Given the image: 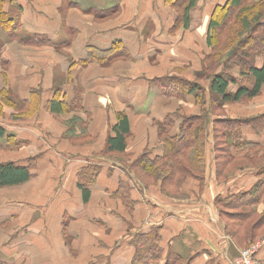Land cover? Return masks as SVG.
<instances>
[{
	"label": "crops",
	"instance_id": "obj_1",
	"mask_svg": "<svg viewBox=\"0 0 264 264\" xmlns=\"http://www.w3.org/2000/svg\"><path fill=\"white\" fill-rule=\"evenodd\" d=\"M168 1L0 0V163L33 166L29 181L0 188L1 264H137L136 243L151 233L163 259L169 250L185 264H231L239 255L215 202L251 189L259 170L222 182L213 130L202 182L186 178L175 196L160 180L144 184L127 166L139 156H162L160 134H180L183 117L199 115L193 93L170 96L163 83L177 64L201 68L214 10L227 2L196 0L188 27L182 20L176 27L182 13ZM232 86L236 92L242 85ZM261 93L252 102H263ZM54 99L59 113L50 109ZM77 100L95 136L83 145L65 138L61 122ZM120 113L129 120L127 147L109 152ZM234 137V157L264 147L257 124L238 125ZM85 167L96 170L92 182L82 181L88 201L79 179ZM258 256L264 263V247Z\"/></svg>",
	"mask_w": 264,
	"mask_h": 264
},
{
	"label": "trees",
	"instance_id": "obj_2",
	"mask_svg": "<svg viewBox=\"0 0 264 264\" xmlns=\"http://www.w3.org/2000/svg\"><path fill=\"white\" fill-rule=\"evenodd\" d=\"M174 4L177 0H174ZM227 0L223 5H218L215 12H219L225 8L227 13L223 15L221 21H217L212 17L208 37L207 45L214 50V35L213 32H218L222 30L223 26L228 22V17L231 15L232 9L238 8L237 13L233 12V19L237 21L240 26V31H256L263 29L264 13L259 11L261 8V0ZM184 5L182 9V21L184 27H188L189 23V11L192 7L196 5V0H183ZM251 3V5H249ZM215 30V31H214ZM262 30V31H263ZM234 54L233 51L227 53L228 57ZM242 58L239 62L241 64L242 73L253 80L251 87L241 86L239 90L231 94L229 92V87L231 84L237 83L238 79L231 74L216 73L212 79L211 91L213 94L220 96L224 103L230 101H239L245 96L253 98L258 96L264 89V63L261 67H257L255 64L250 63L248 58L253 56V48L244 49L242 52ZM212 53H207L205 60L213 58ZM218 59L213 58V62H218ZM220 63V61L218 62ZM217 65V64H216ZM211 66V65H209ZM208 66V67H209ZM185 86H188L185 87ZM198 85H192L188 81L180 80L179 83L175 79H167L163 83V89L167 93L177 94L181 92L184 95L185 92H194ZM186 88V89H185ZM178 92V93H179ZM50 109L52 112H61L62 105L55 99L50 103ZM199 117L191 118L188 122L186 129H182V132L177 135L168 136L172 141L179 144L167 145L166 150L162 156L156 157L154 160L147 158V154L144 155L143 159L144 165L140 166L146 173H152L153 175L162 174V188L166 189V184L171 182L170 186L173 185V181L176 182V175L185 174L186 176H192L202 179L205 173V153H204V136H205V125L203 123H198L193 128V122L195 120H200ZM185 124V121H183ZM182 123V124H183ZM181 124V125H182ZM164 130V129H162ZM161 130V131H162ZM114 136L109 137L107 142V151L109 152H124L127 147V139L130 134L129 120L126 114L120 113L118 116V122L113 126ZM164 132V131H163ZM162 134V133H161ZM6 131L0 125V138L5 137ZM244 143H248L243 141ZM230 157H234L231 150L226 153L224 157V164L228 165L230 163ZM149 159V160H148ZM223 164V165H224ZM33 166H22L14 162H4L0 163V188L17 186L29 181L32 177ZM96 170L93 168H83L79 172V178L84 179L85 182H92L96 176ZM259 180L254 184L251 189L238 194L218 197L216 199L217 204L222 205L227 208V217L230 218L232 223V228L229 230V235L233 237L237 244L241 247H249L252 243L256 242L261 238L264 233V214L260 217H255L256 214L251 211H235L241 206L245 205H256L264 199V168L259 171ZM83 177V178H82ZM85 177V178H84ZM174 182V183H175ZM178 182V181H177ZM178 183L182 184V181ZM179 184V185H180ZM80 187L83 190L84 201H88L90 197L89 189L80 182ZM226 224V228H227ZM141 241L136 243L137 254L135 256V262L137 264H185V261L179 257V255L168 251L165 259H163V250L158 244L159 236L157 233H151L149 235H144L140 238Z\"/></svg>",
	"mask_w": 264,
	"mask_h": 264
},
{
	"label": "rangeland",
	"instance_id": "obj_3",
	"mask_svg": "<svg viewBox=\"0 0 264 264\" xmlns=\"http://www.w3.org/2000/svg\"><path fill=\"white\" fill-rule=\"evenodd\" d=\"M250 0H248L249 2ZM253 1V0H252ZM262 1L261 11L264 13V0ZM246 2L245 0L243 1ZM172 8L175 9L176 12L182 13L183 5L185 2L183 0H177L176 4L171 5V0L168 1ZM251 5V3L249 4ZM227 9L225 8L223 10H220L219 12H215L212 17L216 19L217 21H221L223 18V15L227 13ZM239 7L235 8V10L232 9V13H237ZM231 13L230 17H228V22H226V25L223 26L222 30L218 32H213L214 37V50H212L211 47L208 46V54L212 53L213 58L215 57L218 59V62H213V58H210L208 60H205V57L207 53H204V59L202 62V66L200 69L194 70L191 69L188 66L181 67L180 64H177L179 67H175L172 69V71H169L168 75L165 76L169 79H175L178 83L180 80H185L191 83L193 86L198 85L197 89L192 92L195 96V100L197 103V106L200 109L198 116H185L183 117L185 124L183 123L181 125V129H186V126L188 122L191 121V118L193 117H199L200 120H195L193 123V128L195 129L196 125L198 123H203L205 125V136L204 141L205 145L208 142L207 133L209 134V131H212V134L214 136V143L215 147L213 151L216 153V161H217V167L219 169V174L223 177H220V180L223 182L228 179V177L235 176L237 173L246 171V170H261L264 168V147H259L254 150L247 151L245 155L238 156V157H230V163L228 165L224 164V157L226 156V153L231 150L232 145L235 136V131L237 129V126L242 123H251V124H257L261 129H264V95L262 96L263 99L260 104H255L252 102V98L250 97H243L239 101H231L229 103H224L222 98L216 94H213L212 91L209 90V84L212 83V79L214 78V75L216 73H222V74H231L233 75L238 74L240 78L238 79L237 83H240L242 86L246 85H252V79L247 77L242 73L241 64L239 63L241 61V52L244 49L247 48H253V56H250L248 58V61L253 64H261L264 62V30L260 28V30L256 31H240L241 26L240 24L233 19V14ZM16 14V12H14ZM13 14V15H14ZM180 20L182 18L178 19L177 26L181 23ZM263 22H264V16H263ZM263 30V31H262ZM229 51H233L234 54L232 56L227 55ZM217 64V65H216ZM211 65V66H209ZM209 66V67H208ZM188 77H192L191 80L187 79ZM188 88V86H185ZM186 89V88H185ZM179 92V91H178ZM177 94H172L176 97H184L181 92ZM229 92L231 94L235 93L233 91L232 84L229 87ZM182 93H186L182 92ZM191 93V92H189ZM262 94V93H260ZM259 94V95H260ZM172 96L171 94H168ZM257 101V100H256ZM80 102L77 100L71 105H66L65 110L69 112L67 115H62L64 118H61V122H63L66 126V133L65 138L74 139L77 142H81L80 144H86L91 143L95 139V136L90 134L89 128H90V119L88 117L82 118L80 115ZM248 113L247 118L241 116V117H232L234 114H244ZM84 114V113H83ZM211 114H214L215 116H218L217 120H213L211 117ZM212 127V128H211ZM164 133V132H163ZM161 141L166 143V145H173V144H179L177 142L172 141L167 133H164L163 135L160 134ZM235 147V146H234ZM204 153L206 154L207 151V145L204 146ZM102 154H106L105 148L101 150ZM145 154H143L144 156ZM125 156H120V159L124 162H127ZM143 158H140V156L134 160V163L131 165L128 164L130 170H132L135 175L143 182L144 184L151 183L156 184L158 180H162V174H158L155 176L152 173H145V176L147 179H144L143 174L140 173L141 167L143 165L142 163ZM224 164V165H223ZM206 166V165H205ZM191 177L186 176L185 174H178L176 175V182L173 181V185L170 186L171 182H168L169 184H166V189L164 190L167 194V196H175L177 195V187H179L181 184L178 183L179 181L185 182V179ZM230 177V178H231ZM197 178V177H196ZM81 179V178H79ZM201 180L200 178H197ZM85 183V180L81 179ZM178 181V182H177ZM175 182V183H174ZM202 182V180H201ZM180 184V185H179ZM162 187V183H161ZM264 198V197H263ZM217 212L221 219L228 224L227 225V233L229 234V230L232 228V223L230 218L227 217L225 213L227 211L226 207L222 205L217 204L215 202ZM235 211H253L256 216L260 217L264 214V199L256 205H245L241 206L238 210ZM252 212V213H253ZM264 237V233L262 234L261 238ZM67 243H68V237ZM235 240V239H234ZM257 240V241H258ZM236 241V240H235ZM69 244V243H68ZM248 248L247 246L241 247V250H244ZM184 261V260H183ZM1 264V263H0Z\"/></svg>",
	"mask_w": 264,
	"mask_h": 264
},
{
	"label": "built area",
	"instance_id": "obj_4",
	"mask_svg": "<svg viewBox=\"0 0 264 264\" xmlns=\"http://www.w3.org/2000/svg\"><path fill=\"white\" fill-rule=\"evenodd\" d=\"M263 247L264 237L242 250L231 264H264L258 256Z\"/></svg>",
	"mask_w": 264,
	"mask_h": 264
}]
</instances>
